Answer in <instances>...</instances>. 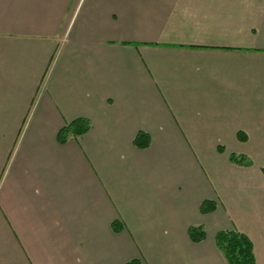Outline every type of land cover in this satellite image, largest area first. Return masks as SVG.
Returning <instances> with one entry per match:
<instances>
[{
	"label": "crops",
	"instance_id": "obj_1",
	"mask_svg": "<svg viewBox=\"0 0 264 264\" xmlns=\"http://www.w3.org/2000/svg\"><path fill=\"white\" fill-rule=\"evenodd\" d=\"M221 231L264 264V0H0V264H227Z\"/></svg>",
	"mask_w": 264,
	"mask_h": 264
},
{
	"label": "trees",
	"instance_id": "obj_2",
	"mask_svg": "<svg viewBox=\"0 0 264 264\" xmlns=\"http://www.w3.org/2000/svg\"><path fill=\"white\" fill-rule=\"evenodd\" d=\"M89 127L90 124L87 120H75L58 133V141L64 143L70 136L79 137L87 132ZM133 143L137 148L144 149L148 146L149 141L145 134H138ZM229 160L239 165L250 164V161L242 155L231 154ZM214 209L215 205L210 201H204L200 207L202 213H209ZM188 235L193 242L200 241L204 236L200 227L190 228ZM215 243L218 249L223 252L227 264H255L251 242L244 234L236 231H221L216 234Z\"/></svg>",
	"mask_w": 264,
	"mask_h": 264
}]
</instances>
